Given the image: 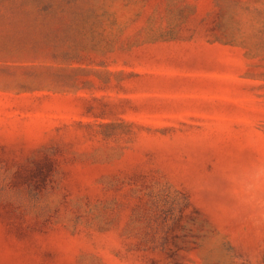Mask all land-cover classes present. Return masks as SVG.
<instances>
[{
	"label": "rangeland",
	"instance_id": "1",
	"mask_svg": "<svg viewBox=\"0 0 264 264\" xmlns=\"http://www.w3.org/2000/svg\"><path fill=\"white\" fill-rule=\"evenodd\" d=\"M253 140L264 0H0V264H264Z\"/></svg>",
	"mask_w": 264,
	"mask_h": 264
},
{
	"label": "clouds",
	"instance_id": "2",
	"mask_svg": "<svg viewBox=\"0 0 264 264\" xmlns=\"http://www.w3.org/2000/svg\"><path fill=\"white\" fill-rule=\"evenodd\" d=\"M255 156L226 176L233 214L242 217L257 235L264 236V147L250 141Z\"/></svg>",
	"mask_w": 264,
	"mask_h": 264
}]
</instances>
